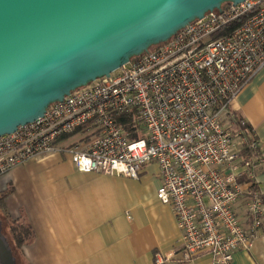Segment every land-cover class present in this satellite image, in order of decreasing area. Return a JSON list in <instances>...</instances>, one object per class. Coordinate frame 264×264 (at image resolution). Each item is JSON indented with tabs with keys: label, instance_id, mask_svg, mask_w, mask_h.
<instances>
[{
	"label": "built area",
	"instance_id": "obj_1",
	"mask_svg": "<svg viewBox=\"0 0 264 264\" xmlns=\"http://www.w3.org/2000/svg\"><path fill=\"white\" fill-rule=\"evenodd\" d=\"M262 66L264 0L222 4L1 135L0 173L53 152L67 153L80 172L131 178L155 163L156 197L170 207L181 241L156 252L154 263L206 253L212 264H230L236 251L251 250L264 218L255 180L264 151L232 113ZM242 197L247 226L236 211Z\"/></svg>",
	"mask_w": 264,
	"mask_h": 264
},
{
	"label": "crops",
	"instance_id": "obj_2",
	"mask_svg": "<svg viewBox=\"0 0 264 264\" xmlns=\"http://www.w3.org/2000/svg\"><path fill=\"white\" fill-rule=\"evenodd\" d=\"M254 130L264 151V66L233 102ZM68 141V140H67ZM155 163L136 178L80 172L65 152L34 158L0 173V192L10 217L23 220L32 239L22 246L28 264H155L154 254L179 248L181 235L167 204L156 197ZM256 188L264 195V162L255 168ZM245 198L236 211L244 225ZM176 254L164 264H212L206 253L187 261ZM230 264H264V218L251 250H238Z\"/></svg>",
	"mask_w": 264,
	"mask_h": 264
},
{
	"label": "water",
	"instance_id": "obj_3",
	"mask_svg": "<svg viewBox=\"0 0 264 264\" xmlns=\"http://www.w3.org/2000/svg\"><path fill=\"white\" fill-rule=\"evenodd\" d=\"M0 0V136L224 3ZM0 264H17L0 220Z\"/></svg>",
	"mask_w": 264,
	"mask_h": 264
},
{
	"label": "trees",
	"instance_id": "obj_4",
	"mask_svg": "<svg viewBox=\"0 0 264 264\" xmlns=\"http://www.w3.org/2000/svg\"><path fill=\"white\" fill-rule=\"evenodd\" d=\"M224 4H226V3H224ZM232 113H233V116L235 118L236 125L238 127L246 128L248 130L251 129V127L245 122L244 117L241 115L240 112H238L237 110H233ZM243 152L244 153L248 152V158L252 156L248 145H247V147H245ZM10 191H11V189L8 188L5 191L0 192V220L2 221V231L4 233L3 224H4V222H6V224H8L9 236H10V239H11L13 246H14L13 247L10 244L13 255L15 256L14 250H16V251H18L19 255H21V257L23 259L22 246L25 243H28L32 239L33 234H32V230H31L28 223H25L23 220L19 221V220L12 219L10 217L8 211L6 210L5 205H4V198L6 195H8V193ZM263 198H264V195H263ZM9 243H10V241H9ZM15 258H16V256H15ZM23 263L28 264L24 261H23Z\"/></svg>",
	"mask_w": 264,
	"mask_h": 264
},
{
	"label": "rangeland",
	"instance_id": "obj_5",
	"mask_svg": "<svg viewBox=\"0 0 264 264\" xmlns=\"http://www.w3.org/2000/svg\"><path fill=\"white\" fill-rule=\"evenodd\" d=\"M3 230H4V233L6 234V236L8 237L10 244L13 246V243L10 239L9 232H8V224H6V222H4V224H3ZM14 252H15L17 264H24L23 259H22L21 255H19L18 251L14 250Z\"/></svg>",
	"mask_w": 264,
	"mask_h": 264
}]
</instances>
